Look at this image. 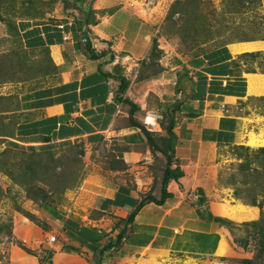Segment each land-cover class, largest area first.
Here are the masks:
<instances>
[{
	"label": "crops",
	"instance_id": "0c3cea01",
	"mask_svg": "<svg viewBox=\"0 0 264 264\" xmlns=\"http://www.w3.org/2000/svg\"><path fill=\"white\" fill-rule=\"evenodd\" d=\"M73 2L64 0L61 11L42 20L23 19L18 23L23 45L45 54L55 68L39 72L42 79L0 85V115L7 118L11 128L5 138L36 153L117 138L126 178L105 185L101 212L97 211L99 216L90 217L88 223L53 207L41 209L40 217L31 219L16 215L10 227L13 239L9 264H57L58 256L64 264H97L94 249L114 238L121 230L116 225L123 227L122 219L136 207L139 210L128 225L124 249L143 248L134 253L146 250L155 257L169 251L185 252L171 249L173 237L169 242L168 232L179 234L190 227L191 231L217 238V255L229 254L237 245L230 230L200 212L207 214L209 210L235 221L241 218L225 215L223 208L230 203L210 200L211 192L206 189L209 146H248L251 134L258 135L249 112L238 113L237 99L245 96L222 93L226 84L221 82L229 77L234 81V73L239 72L238 50H231V57L225 61H221L228 54L221 49L223 45L191 55L174 51L171 41H161L158 36L167 10L165 0H159L153 8L150 0H84L82 6L92 12L82 27L70 17L72 12L77 19L84 15ZM86 35L97 57L88 50ZM155 44L161 51L157 58L152 57ZM230 89L237 91L233 86ZM129 101L137 105L132 116L141 125L131 122ZM146 116L158 118L156 129H148ZM233 118L235 122L229 121ZM172 119L176 140L171 167H179L183 174L170 178L167 190L171 196L159 204L148 196L161 197L168 158L152 146L149 136L165 149ZM200 188L206 198L202 204ZM190 192L195 193L192 198ZM109 199L113 201L107 203ZM198 204L207 206L205 211ZM218 205L222 210L215 207ZM249 211L253 213L254 209ZM107 214L118 217L115 225L101 223L99 218ZM197 225L202 227H192ZM141 230L150 232L138 234ZM55 232V241H50ZM49 249L51 253L46 255ZM116 249L104 254L105 264L125 260L127 255L121 257L124 251Z\"/></svg>",
	"mask_w": 264,
	"mask_h": 264
},
{
	"label": "rangeland",
	"instance_id": "374dc122",
	"mask_svg": "<svg viewBox=\"0 0 264 264\" xmlns=\"http://www.w3.org/2000/svg\"><path fill=\"white\" fill-rule=\"evenodd\" d=\"M150 1L153 8L159 0ZM165 5L167 10L159 24L158 36L161 41H171L174 51L191 55L222 45L254 43L235 54L251 87L237 102L238 113L247 111L254 119L252 124L258 135L251 134L250 140L256 137L260 141L256 145L248 143V146L210 145L206 189L211 192L210 200L230 203L225 205L223 213L230 217L240 216L237 223L258 219L264 225V0H165ZM63 6L64 0H0V85L23 84L36 77L42 79L39 77L43 73L39 72L53 71L55 67L50 58L23 45L17 26L23 19L42 20L61 11ZM152 52L157 58L160 49L154 48ZM10 131L9 121L0 115V264L10 262L9 244L13 239L10 227L16 215H26L30 219L35 215L40 217L41 209L50 206L66 214L78 215L88 223L90 217H97V211L101 212L105 185L118 184L126 178L125 166L118 156L121 144L117 138L32 153L4 144L5 134ZM188 195L192 198L195 193ZM197 206L204 211L207 208ZM252 208L253 213L249 211ZM99 219L108 227L118 221L116 215L110 214ZM116 228L122 227L118 223ZM189 228L179 234L173 230L168 232L169 242L173 237L171 249L185 251L181 253L169 251L156 257L145 253L146 250L134 253L139 248L126 250L123 240L116 247L124 251L121 257L127 255L121 264H264V232L259 230L257 234V228L256 235L247 238L249 243L245 247L241 246L239 236L246 235V230L243 228L244 231L233 234L232 240H236L238 246L235 244L227 255H217L215 236ZM149 232L141 230L138 234ZM138 239L140 242L141 238ZM220 249L223 250L222 245ZM190 251H199V254ZM211 252L214 255L208 254ZM129 257L132 260H128ZM248 259H252L251 262H247ZM56 263L64 264L59 256Z\"/></svg>",
	"mask_w": 264,
	"mask_h": 264
},
{
	"label": "trees",
	"instance_id": "16d2710c",
	"mask_svg": "<svg viewBox=\"0 0 264 264\" xmlns=\"http://www.w3.org/2000/svg\"><path fill=\"white\" fill-rule=\"evenodd\" d=\"M83 2H84V0H74V2H73V4H75L78 8H80L84 12V15L82 17H80L79 19H77V16L75 18V15H74V20L76 21V23L80 24V27H82L81 23L84 21V19L88 20V13L90 14L92 12V9L85 8L84 6H82ZM86 37H87V35H86ZM253 45H254V43H250V42L233 44L230 48H228L226 45H223V47L221 49H223V51H227L228 54H227L226 58H222L221 61H223V60L225 61V59L227 60V58L231 57V53H230L231 50H241V49L244 50V49L250 48ZM87 48H88V50L90 51V53H91V55L93 57H97V54L94 53V51H93V49L91 47L90 41H88V37H87ZM154 48H155L156 51L158 50V47L156 46V44H155ZM160 55H161V51L158 52V57ZM152 57H156L154 55V52H153ZM238 68H239L238 69L239 72L238 73H234V81H231V78L229 77L227 80H224L223 82H221V85L223 83L226 84L224 86V91H222L223 94H236V95H239V96H245L247 91L250 90L251 87H248V82H247L246 77H243V75H242L241 66H239ZM237 76H239V77H237ZM231 86H233L235 90L237 88V91H231V89H230ZM130 104L132 105L131 122L133 124H135V125H141L140 123L136 122L135 119L132 116L134 114V111L137 108V105L135 103H133V102H130ZM229 121L235 122V119L234 118L233 119H229ZM174 124H175V120L172 119L170 121V126L168 128V132L170 134V138H169V141H168V146L165 149H162L161 147H159L156 144V142L152 139V137L149 136V140H150L152 146L155 149L163 151L166 154L167 158H168V165H167V167L165 169L164 177H163V180H162L161 197L160 198H156V197L151 196V195L148 196V198L150 200L155 201V202H157L159 204H163L165 199L168 196H171V193L168 192V190H167V186H168L170 178H172V177L173 178H179L183 174V171L179 167L176 168V169H173L171 167V161H172L173 152H174V144H175V140H176V136H175V133L173 131ZM144 130H145V132H148V131H146L145 128H144ZM5 135L7 136V134H5ZM3 143L8 145L9 148L13 147V148L20 149V150H23V151H29V152H32V153L34 152L35 153V150H33V148L29 147L27 149L24 146H22L21 144L15 142V141H12V140H7L6 138L4 139ZM236 146H243V145H236ZM199 193L201 194V197H199V203L202 204L206 200L205 193H204L202 188L199 189ZM112 201L113 200L109 199V200H107V203L108 202L111 203ZM140 205H141V203H140ZM45 208L46 209H49V208L52 209V207H50V206H46ZM138 210H139V207H136L134 209V211L127 218L122 219V222H124V226L121 228V230L117 233V235L114 238L112 237L105 244H103L102 246L97 247L96 249H94L95 254H96L95 257H96V260H97V264H105L104 261H103L104 254L107 251L114 250L116 247H119V245H121L123 243V240L126 237L127 232H128V225L131 224L134 221L135 215L138 212ZM200 213H201V215L206 216L207 219H209L211 221H214L218 225H223L226 228H228L230 230V232L232 233V236L236 232H239L241 230L244 231L243 230V228H244L246 230V235L243 234V236H239L242 239L240 241V244H241L242 247H245L246 245L248 246L249 239H247V238H250V237L256 235V228L258 229L257 234H259V230L264 232V225L258 219L250 221V222H244L243 224H240V223H237L236 221L231 220L229 218H225V217H221V216H215L209 210H208L207 214H205L204 212H200ZM232 224H234V226ZM230 225H232L233 227H231ZM247 227H248V229H247ZM249 227H251L250 230H249ZM263 238H264V236H263ZM263 244H264V242L262 243V245ZM49 253H51L50 249L45 251L46 255L49 254ZM251 260L252 259H248L247 262H251Z\"/></svg>",
	"mask_w": 264,
	"mask_h": 264
},
{
	"label": "built area",
	"instance_id": "2783aa9c",
	"mask_svg": "<svg viewBox=\"0 0 264 264\" xmlns=\"http://www.w3.org/2000/svg\"><path fill=\"white\" fill-rule=\"evenodd\" d=\"M64 27H65V24H62L61 28H64ZM67 38H68V35L65 34L64 35V39H67ZM145 122L147 124L148 129H150V130H154V129H156L158 127V119H157L156 116H153V117L146 116L145 117ZM56 237H57V235L53 234V235L50 236L49 239H50V241H55Z\"/></svg>",
	"mask_w": 264,
	"mask_h": 264
},
{
	"label": "bare ground",
	"instance_id": "6f19581e",
	"mask_svg": "<svg viewBox=\"0 0 264 264\" xmlns=\"http://www.w3.org/2000/svg\"><path fill=\"white\" fill-rule=\"evenodd\" d=\"M260 140L258 139V138H251V140L249 141V144H251V145H256V144H258V142H259Z\"/></svg>",
	"mask_w": 264,
	"mask_h": 264
},
{
	"label": "clouds",
	"instance_id": "9594fccd",
	"mask_svg": "<svg viewBox=\"0 0 264 264\" xmlns=\"http://www.w3.org/2000/svg\"><path fill=\"white\" fill-rule=\"evenodd\" d=\"M72 14L74 15V13L72 12Z\"/></svg>",
	"mask_w": 264,
	"mask_h": 264
}]
</instances>
